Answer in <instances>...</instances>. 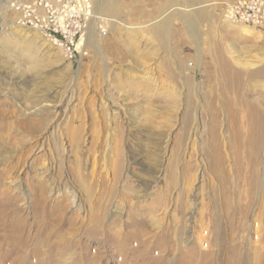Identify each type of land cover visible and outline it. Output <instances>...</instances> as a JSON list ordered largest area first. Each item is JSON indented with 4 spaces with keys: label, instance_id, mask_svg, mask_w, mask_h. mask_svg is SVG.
Returning <instances> with one entry per match:
<instances>
[{
    "label": "rangeland",
    "instance_id": "rangeland-1",
    "mask_svg": "<svg viewBox=\"0 0 264 264\" xmlns=\"http://www.w3.org/2000/svg\"><path fill=\"white\" fill-rule=\"evenodd\" d=\"M32 1L0 0V264H264L255 0H90L75 57Z\"/></svg>",
    "mask_w": 264,
    "mask_h": 264
},
{
    "label": "built area",
    "instance_id": "built-area-1",
    "mask_svg": "<svg viewBox=\"0 0 264 264\" xmlns=\"http://www.w3.org/2000/svg\"><path fill=\"white\" fill-rule=\"evenodd\" d=\"M24 12L23 23L53 39L70 57L80 54L87 23L92 17L90 0H34L15 5ZM228 17L240 22L264 23V0L239 2Z\"/></svg>",
    "mask_w": 264,
    "mask_h": 264
},
{
    "label": "bare ground",
    "instance_id": "bare-ground-1",
    "mask_svg": "<svg viewBox=\"0 0 264 264\" xmlns=\"http://www.w3.org/2000/svg\"><path fill=\"white\" fill-rule=\"evenodd\" d=\"M24 17V16H23ZM22 24V23H21ZM44 35V34H43ZM45 36V35H44ZM47 37V36H46ZM48 39H51V38H49V37H47ZM87 38H84L83 37V41H85ZM52 41H53V39H51ZM54 42V41H53ZM87 42V41H86ZM55 43V42H54ZM56 44V43H55ZM82 46H83V43H82ZM81 49L83 48V47H80ZM183 221V220H182Z\"/></svg>",
    "mask_w": 264,
    "mask_h": 264
}]
</instances>
